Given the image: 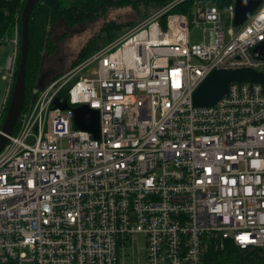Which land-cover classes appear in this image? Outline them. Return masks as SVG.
I'll use <instances>...</instances> for the list:
<instances>
[{
    "label": "built area",
    "instance_id": "1",
    "mask_svg": "<svg viewBox=\"0 0 264 264\" xmlns=\"http://www.w3.org/2000/svg\"><path fill=\"white\" fill-rule=\"evenodd\" d=\"M51 79L0 150V264H203L227 241L264 264V80L230 82L212 106L192 94L214 69L264 73V0L238 26L234 4L169 13ZM200 23L203 40L191 42ZM0 131L17 71L10 37ZM67 88L69 107L52 108ZM99 114L94 138L72 107ZM143 254V259L140 258Z\"/></svg>",
    "mask_w": 264,
    "mask_h": 264
},
{
    "label": "trees",
    "instance_id": "2",
    "mask_svg": "<svg viewBox=\"0 0 264 264\" xmlns=\"http://www.w3.org/2000/svg\"><path fill=\"white\" fill-rule=\"evenodd\" d=\"M173 0H40L30 14L28 21L29 45L25 66V99L22 111L29 108L38 91L48 82L41 85L42 67L44 60L53 54L67 30H71L82 24H92L104 19L110 7L131 6L138 11L144 8L158 10ZM194 2L200 6L216 4L219 8H225L231 0H183L172 6L161 17V24L165 27V19L169 13H188L192 18L191 10ZM25 0H0V39L10 37L14 27L17 26L19 36V48L21 43V12ZM133 22L117 23L104 21L101 26V34L88 39L71 61L70 68L88 57L91 53L101 48L99 38L104 35L102 44H107L115 36L116 31ZM60 26L64 35H54V28ZM20 52L18 51L17 65L19 64ZM41 85V86H40ZM61 97H67V88L59 91ZM18 121L13 130L16 132ZM262 255L258 249L240 250L227 241L221 250H210L203 264H262Z\"/></svg>",
    "mask_w": 264,
    "mask_h": 264
},
{
    "label": "water",
    "instance_id": "3",
    "mask_svg": "<svg viewBox=\"0 0 264 264\" xmlns=\"http://www.w3.org/2000/svg\"><path fill=\"white\" fill-rule=\"evenodd\" d=\"M40 0H25L21 12V43L20 59L16 71L15 81L10 95V100L1 125L0 150L3 148L17 123L25 99V66L29 45L28 21L34 5ZM234 4L232 24L238 26L259 6L263 0H231ZM257 52L259 58H264V40L259 42L251 51ZM264 80V73L254 71L248 67L235 69H214L198 85L192 94L195 106L205 107L214 105L220 97L227 92L230 82H260ZM69 107L67 99L55 96L52 108L60 110ZM73 109V123L76 127L89 131L94 138L99 136V114L96 109L89 108L86 104H78Z\"/></svg>",
    "mask_w": 264,
    "mask_h": 264
},
{
    "label": "rangeland",
    "instance_id": "4",
    "mask_svg": "<svg viewBox=\"0 0 264 264\" xmlns=\"http://www.w3.org/2000/svg\"><path fill=\"white\" fill-rule=\"evenodd\" d=\"M156 10L140 7L138 11L134 10L131 6L124 7H110L108 10L106 17L104 19L98 20L95 23L90 24H82L74 27L71 30H67L66 35H64L62 28L57 26L54 28V35H64V37L57 42V48L53 54L47 57L43 63L42 76L40 79L41 85L50 81L53 78L60 76L61 74L67 72L79 65L82 61L76 64L73 67H69L71 61L76 57L78 51L82 47V45L88 40L92 39L95 36L101 34V26L104 21H115L117 23H127L133 22V24L125 25L120 30L116 31V36L107 44L121 38L124 34L128 33L131 29L136 27L141 22L149 19ZM203 31L200 23H193L190 25V41L191 42H199L203 40ZM104 35L99 38L100 47H104L107 44H102ZM9 44L0 45V66L3 67L5 65V60L7 53L9 51ZM5 81L1 79L0 76V102L3 98V93L5 90ZM40 85V86H41ZM4 118V116H3ZM143 259V254L140 256Z\"/></svg>",
    "mask_w": 264,
    "mask_h": 264
}]
</instances>
